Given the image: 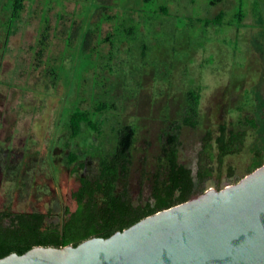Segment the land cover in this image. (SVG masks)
<instances>
[{
	"label": "rangeland",
	"instance_id": "374dc122",
	"mask_svg": "<svg viewBox=\"0 0 264 264\" xmlns=\"http://www.w3.org/2000/svg\"><path fill=\"white\" fill-rule=\"evenodd\" d=\"M44 15L49 32L38 57ZM105 16L111 21L98 28ZM6 17L0 3L4 225L18 213L58 223L64 207L73 211L80 179L96 175L126 125L135 135L117 191L134 205L152 200L169 131L179 163L203 189L234 185L264 162V0H28L4 52ZM190 92L199 95L196 105ZM98 103L108 106L93 119L100 132L84 130L67 146L68 115ZM222 130L244 138L221 157L214 141ZM70 153L77 163H66ZM205 169L209 176L200 177Z\"/></svg>",
	"mask_w": 264,
	"mask_h": 264
},
{
	"label": "trees",
	"instance_id": "16d2710c",
	"mask_svg": "<svg viewBox=\"0 0 264 264\" xmlns=\"http://www.w3.org/2000/svg\"><path fill=\"white\" fill-rule=\"evenodd\" d=\"M26 1L28 0H0L2 9L7 13L3 23L4 52L7 50L9 38L15 33ZM105 10L104 7L97 9L99 14H104ZM222 17L223 14L219 13L213 19V23L220 22ZM48 21L44 15L37 41L38 57L42 55L46 47ZM110 21L111 17L105 16L102 19L98 18L95 25L99 28L100 24ZM188 96L195 105L198 103L199 95L190 92ZM107 109V105L98 103L90 109L78 107L71 112L64 128L67 134L66 145L69 146L73 141L80 139L84 130L91 132V135L98 134L101 123L93 119ZM239 122L237 121L236 124ZM246 122L254 125L252 120ZM134 135V128L130 125L123 126L117 131L114 150L110 154H102L99 157L98 169L94 177L80 179L78 189L71 194L76 207L73 211L64 207L58 223H46L45 216L40 213H18L13 215L8 225H4L3 220L6 214L0 215V259L11 253L21 255L37 246L59 248L68 245L76 246L92 237L108 238L147 216L186 202L207 191L200 188L201 181L195 182L191 171L179 163L177 135L169 131L165 133V140L158 156V167L161 173L154 179L152 200L134 205L125 189L123 192L117 191V184L126 176L131 163L130 150ZM243 138L244 134L239 131L226 133L222 130L214 141L219 156H225L238 148ZM211 141L208 135L206 138L208 149L212 146ZM78 160L74 153H70L66 163L71 165ZM263 164L262 161L254 163L249 173ZM209 174V169H205L199 176L204 177Z\"/></svg>",
	"mask_w": 264,
	"mask_h": 264
},
{
	"label": "water",
	"instance_id": "95a60500",
	"mask_svg": "<svg viewBox=\"0 0 264 264\" xmlns=\"http://www.w3.org/2000/svg\"><path fill=\"white\" fill-rule=\"evenodd\" d=\"M0 264H264V164L108 238L37 246Z\"/></svg>",
	"mask_w": 264,
	"mask_h": 264
}]
</instances>
